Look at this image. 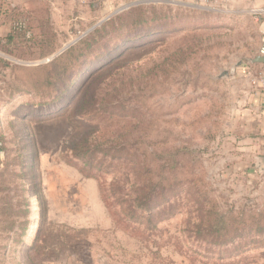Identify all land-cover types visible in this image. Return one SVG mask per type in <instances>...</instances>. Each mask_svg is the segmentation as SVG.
I'll return each instance as SVG.
<instances>
[{
  "label": "rangeland",
  "instance_id": "374dc122",
  "mask_svg": "<svg viewBox=\"0 0 264 264\" xmlns=\"http://www.w3.org/2000/svg\"><path fill=\"white\" fill-rule=\"evenodd\" d=\"M260 5L0 0V264H264V157L234 138Z\"/></svg>",
  "mask_w": 264,
  "mask_h": 264
},
{
  "label": "crops",
  "instance_id": "0c3cea01",
  "mask_svg": "<svg viewBox=\"0 0 264 264\" xmlns=\"http://www.w3.org/2000/svg\"><path fill=\"white\" fill-rule=\"evenodd\" d=\"M259 3L260 8L264 9V0H254L253 7L258 6ZM259 27L262 38L264 20L261 21ZM259 58L257 50L245 63L239 65L234 74L235 79L242 84L240 91L243 96L237 104L243 115L241 125L244 136L234 138L237 141L245 140L244 144L247 148L243 151H245L247 161L255 160L258 156L264 157V87L261 84V79L264 77V63L259 62Z\"/></svg>",
  "mask_w": 264,
  "mask_h": 264
},
{
  "label": "trees",
  "instance_id": "16d2710c",
  "mask_svg": "<svg viewBox=\"0 0 264 264\" xmlns=\"http://www.w3.org/2000/svg\"><path fill=\"white\" fill-rule=\"evenodd\" d=\"M146 154L154 156L152 150L146 151ZM133 175L135 177V190H137V192H141L142 195L139 197V203L135 202L136 205H138L140 208L150 211L152 207H155L156 203L163 204L169 201L168 198H161V200L154 201V198L147 197V195H145L146 197H144V192L154 193L156 192V190H160L161 192H164L166 190L167 184L165 183L168 181V176L163 172V170L157 175H154L152 173V169H150V164H147L143 165L141 168H137L136 170H134ZM151 218L152 215L150 214L149 219Z\"/></svg>",
  "mask_w": 264,
  "mask_h": 264
},
{
  "label": "built area",
  "instance_id": "2783aa9c",
  "mask_svg": "<svg viewBox=\"0 0 264 264\" xmlns=\"http://www.w3.org/2000/svg\"><path fill=\"white\" fill-rule=\"evenodd\" d=\"M196 2L201 3V6H213L216 5L220 2H222L223 0H195ZM259 55L260 57L264 58V36L261 38V47L259 50ZM261 84L264 87V77L261 79Z\"/></svg>",
  "mask_w": 264,
  "mask_h": 264
},
{
  "label": "water",
  "instance_id": "95a60500",
  "mask_svg": "<svg viewBox=\"0 0 264 264\" xmlns=\"http://www.w3.org/2000/svg\"><path fill=\"white\" fill-rule=\"evenodd\" d=\"M258 61L264 63V58L260 57V58L258 59ZM225 75H227V73H225Z\"/></svg>",
  "mask_w": 264,
  "mask_h": 264
}]
</instances>
